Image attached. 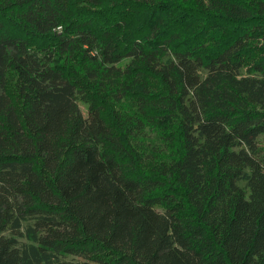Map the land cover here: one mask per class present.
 Returning <instances> with one entry per match:
<instances>
[{
  "label": "trees",
  "instance_id": "16d2710c",
  "mask_svg": "<svg viewBox=\"0 0 264 264\" xmlns=\"http://www.w3.org/2000/svg\"><path fill=\"white\" fill-rule=\"evenodd\" d=\"M262 136L264 0H0V264H264Z\"/></svg>",
  "mask_w": 264,
  "mask_h": 264
},
{
  "label": "rangeland",
  "instance_id": "374dc122",
  "mask_svg": "<svg viewBox=\"0 0 264 264\" xmlns=\"http://www.w3.org/2000/svg\"><path fill=\"white\" fill-rule=\"evenodd\" d=\"M80 105H81V108L83 109L84 113H86V106H85V104L84 103H81ZM261 140H262V142H264V136L261 137ZM241 184L244 185L245 183L244 182H241ZM26 225L27 224L25 223V226ZM21 240L23 242H25V241H27V237L24 236V237L21 238ZM70 259H71V257H70Z\"/></svg>",
  "mask_w": 264,
  "mask_h": 264
}]
</instances>
